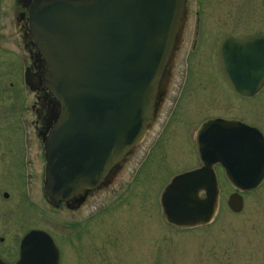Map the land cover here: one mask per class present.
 <instances>
[{
	"label": "water",
	"instance_id": "obj_1",
	"mask_svg": "<svg viewBox=\"0 0 264 264\" xmlns=\"http://www.w3.org/2000/svg\"><path fill=\"white\" fill-rule=\"evenodd\" d=\"M184 2L30 4L29 33L45 63L42 84L57 106L44 142L43 188L50 200L83 199L120 168L140 141L165 90ZM217 63L233 92L253 95L264 84V33L223 37ZM195 148L200 165L174 174L158 197L163 219L179 228L212 219L219 191L214 163L223 167L225 180L237 191L254 188L264 178V138L253 128L220 118L205 121L196 133ZM237 191L226 201L234 212L241 208ZM37 233L44 232L31 230L26 236ZM0 264L5 263L0 259Z\"/></svg>",
	"mask_w": 264,
	"mask_h": 264
},
{
	"label": "rangeland",
	"instance_id": "obj_2",
	"mask_svg": "<svg viewBox=\"0 0 264 264\" xmlns=\"http://www.w3.org/2000/svg\"><path fill=\"white\" fill-rule=\"evenodd\" d=\"M184 3L186 24L183 22L167 66L166 86L154 118L125 156L126 162L114 184L104 194V201L112 200L109 210L92 218L88 225L91 232L97 233L103 227L109 234L111 229L119 228L116 225L120 221L129 219L126 231L129 243L120 240L116 252L130 264H133L130 255L138 256L143 251L141 241L150 237H153L151 250L159 248L164 252L160 264H264V186L248 193L245 207L234 214L225 204L231 187L225 180H219L217 211L203 230L166 234L167 227L159 212L158 197L163 186L174 174L195 165L193 135L201 118L245 113L235 105L223 82L217 63L220 40L225 36L264 33V0ZM195 22L198 30L194 29ZM133 171L136 174L130 179ZM93 198L98 201V196ZM252 215L259 217L257 225L253 217L248 218ZM124 248L130 253L125 254ZM73 254L70 259L67 257V264H74Z\"/></svg>",
	"mask_w": 264,
	"mask_h": 264
},
{
	"label": "flooded vegetation",
	"instance_id": "obj_3",
	"mask_svg": "<svg viewBox=\"0 0 264 264\" xmlns=\"http://www.w3.org/2000/svg\"><path fill=\"white\" fill-rule=\"evenodd\" d=\"M34 1L39 0H0V259L5 264H16L19 259V264H67V257L73 252L74 264H130L116 252V248L121 246L120 240L126 245L129 243L126 233L129 219L120 221L116 225L119 228L111 229L109 234L103 227L97 233L91 232L88 225L92 218L109 210L107 208L112 200L104 201V194L109 185L114 184L120 168L110 172L102 184L88 191L79 201L54 202L44 192V142L55 121L57 106L52 94L42 84L45 63L28 29V11ZM186 20L187 11L185 15L183 12L185 24ZM194 29L198 30V24ZM223 82L234 97L235 105L243 108L245 113L201 118L193 135L195 165L192 168L200 165L195 148L196 133L205 121L215 118L232 120L255 129L264 138V84L253 95L243 96L233 92L224 79ZM160 101L161 97L156 110ZM215 130L209 127L211 134L216 135ZM212 169L217 183L225 180L224 169L219 163H214ZM130 174L132 179L136 171ZM263 186L264 178L258 186L244 191L230 186L225 204L228 196L237 191L241 208L234 212L226 207L231 213H239L245 207L246 195ZM218 189L219 196L221 190L220 187ZM99 191L102 194H98ZM95 195L98 201L93 198ZM158 206L168 234L169 231L205 229L213 221L218 200L215 213L208 223L187 228L168 224ZM252 217L257 225L259 217L252 215L248 218ZM31 230L44 233L26 236ZM152 238L141 241L143 251L138 256L130 255L133 264L161 263L164 252L159 248L151 250ZM128 252L125 249V254Z\"/></svg>",
	"mask_w": 264,
	"mask_h": 264
}]
</instances>
